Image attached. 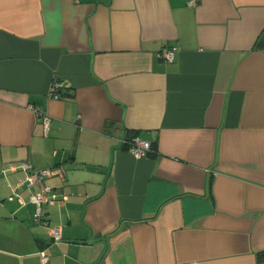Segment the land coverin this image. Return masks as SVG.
<instances>
[{"label": "crops", "instance_id": "crops-1", "mask_svg": "<svg viewBox=\"0 0 264 264\" xmlns=\"http://www.w3.org/2000/svg\"><path fill=\"white\" fill-rule=\"evenodd\" d=\"M134 135L146 155L118 144ZM21 162L59 170L44 212L56 240ZM262 251L264 0H0V264H264Z\"/></svg>", "mask_w": 264, "mask_h": 264}, {"label": "built area", "instance_id": "built-area-1", "mask_svg": "<svg viewBox=\"0 0 264 264\" xmlns=\"http://www.w3.org/2000/svg\"><path fill=\"white\" fill-rule=\"evenodd\" d=\"M175 47H165L159 52V56L165 61L171 62L175 56ZM58 82L54 81L49 88L48 94L57 97L54 93L55 88L58 86ZM28 108L35 114L42 117V123L45 130L48 129L50 116L48 113L43 112L37 106L29 104ZM118 144L121 148L131 153L136 157L144 156L150 150V142L143 140L138 136H123L118 139ZM19 166L25 171L23 183L27 186H34L35 189L30 193L29 200L34 204V220L37 223L48 225V221L45 218V205L51 201L50 190L51 186L48 184V179L57 174L59 170L57 168L45 167V168H33L29 162H21ZM52 231V236L56 239L60 237L59 229L57 226H49ZM47 258L46 255L43 257Z\"/></svg>", "mask_w": 264, "mask_h": 264}, {"label": "trees", "instance_id": "trees-1", "mask_svg": "<svg viewBox=\"0 0 264 264\" xmlns=\"http://www.w3.org/2000/svg\"><path fill=\"white\" fill-rule=\"evenodd\" d=\"M258 259L261 261H264V251H262L258 254Z\"/></svg>", "mask_w": 264, "mask_h": 264}]
</instances>
